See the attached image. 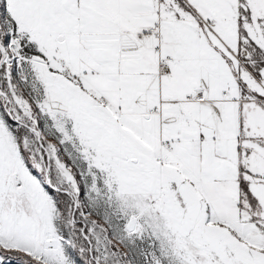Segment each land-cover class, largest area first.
<instances>
[{
  "label": "snow or ice",
  "instance_id": "obj_1",
  "mask_svg": "<svg viewBox=\"0 0 264 264\" xmlns=\"http://www.w3.org/2000/svg\"><path fill=\"white\" fill-rule=\"evenodd\" d=\"M0 264H264V0H0Z\"/></svg>",
  "mask_w": 264,
  "mask_h": 264
}]
</instances>
